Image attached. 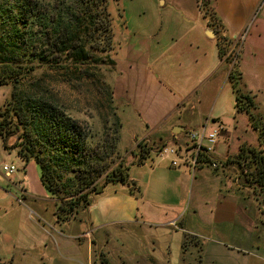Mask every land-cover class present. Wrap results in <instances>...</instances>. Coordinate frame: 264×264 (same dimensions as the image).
Returning <instances> with one entry per match:
<instances>
[{
	"label": "crops",
	"instance_id": "0c3cea01",
	"mask_svg": "<svg viewBox=\"0 0 264 264\" xmlns=\"http://www.w3.org/2000/svg\"><path fill=\"white\" fill-rule=\"evenodd\" d=\"M111 2L117 21L112 19L109 86L122 128L130 127L124 157L130 184L107 186L75 219L58 223L56 201L45 192L35 163L24 164L14 150L3 148L0 138V165L21 161L11 179L0 177V261L6 264H95L94 254L129 230L141 233L144 240L138 243L148 253L156 245L168 250L173 261L188 247L184 237L172 248L168 228L181 230L179 212L185 204L197 206L196 174L208 163L191 172L184 163L170 167L157 152L176 143L188 156V131L222 126L218 104L229 87L228 55L260 0H208L222 24L217 35L199 9L200 0H111L109 6ZM219 38L231 43L222 56ZM138 143L151 148L141 164L136 163ZM214 150L207 161L220 162ZM238 152L236 147L234 158L226 153L214 171L229 176L230 188L246 189V178L231 174L240 164Z\"/></svg>",
	"mask_w": 264,
	"mask_h": 264
},
{
	"label": "trees",
	"instance_id": "16d2710c",
	"mask_svg": "<svg viewBox=\"0 0 264 264\" xmlns=\"http://www.w3.org/2000/svg\"><path fill=\"white\" fill-rule=\"evenodd\" d=\"M108 8V0H0V66L4 67L0 87L11 79L17 82L23 72L34 68L67 71L89 64L112 68L114 46ZM199 9L217 35L222 24L208 0H200ZM219 41L225 47L230 45L224 38ZM224 51L219 46L220 56ZM239 75L233 67L228 79L236 111L247 112L251 103L237 89ZM32 86L35 89L28 92H11L0 106V138L3 148L14 150L24 164L35 163L45 192L56 201L57 222L66 223L90 206L107 186L130 184L128 166L122 162L113 166L122 125L106 82L103 95L110 114L102 120L100 140L94 145L89 143L92 136L87 122L72 118L48 91ZM136 148V163L141 164L151 148L142 143ZM246 151L254 161L252 184L264 188V155ZM244 153L239 147L237 158H243Z\"/></svg>",
	"mask_w": 264,
	"mask_h": 264
},
{
	"label": "rangeland",
	"instance_id": "374dc122",
	"mask_svg": "<svg viewBox=\"0 0 264 264\" xmlns=\"http://www.w3.org/2000/svg\"><path fill=\"white\" fill-rule=\"evenodd\" d=\"M40 1L49 3L53 0ZM110 4L108 10L116 22V11L112 2ZM262 20L264 0L257 4L252 18L242 33L237 35L228 55L231 69L234 67L240 74L237 89L248 97L251 106L247 112L236 111L234 93L229 83V87L224 89L225 99L218 104L222 126L219 127L217 123L207 127L208 131H218L213 146L217 161L224 160L226 153L231 154L236 147L245 150L244 159H237L240 164L232 167L231 174L244 176L247 182L243 183L242 177L241 181L247 190L230 188L229 176L216 173L207 164V168L196 174L197 206H183L178 216L181 230L168 228L172 248L184 237L183 244H188L178 260H171L169 251H159L156 245L148 253V247L144 250L138 243L144 240L141 233L137 231L136 235V230H129L134 234L131 237V232L127 230L128 236L113 240L99 254H94L95 264H264V188L251 185L255 178L254 161L246 151L248 149L264 155V29L262 37H257ZM217 46L227 49L220 41H217ZM3 70L4 67L0 66V73ZM111 71L112 68L103 64L84 65L79 69L71 67L67 71L34 68L23 72L17 82L11 79L0 87V106L9 100L11 92H28L34 90L32 84H36L62 104L69 116L88 123L87 130L92 136L89 143L94 145L100 140L102 120L110 114L108 101L103 95V82L109 84ZM10 142L13 143V139ZM130 142V127L125 126L121 128L115 146L113 166L124 163ZM255 157H258L257 154ZM7 162L16 166L21 164L20 160L14 158ZM101 183L102 179L98 184ZM136 196L141 197L139 193ZM122 235H125L124 232ZM0 264L6 263L0 261Z\"/></svg>",
	"mask_w": 264,
	"mask_h": 264
},
{
	"label": "built area",
	"instance_id": "2783aa9c",
	"mask_svg": "<svg viewBox=\"0 0 264 264\" xmlns=\"http://www.w3.org/2000/svg\"><path fill=\"white\" fill-rule=\"evenodd\" d=\"M221 130V128H220ZM218 131H208L205 126L195 131H188L186 138L190 155H185L178 144H165L160 147L157 157L161 161H167L170 167L179 164H187L191 172L196 170L199 164L208 163L211 169L216 170L219 164L214 161H207L208 156L213 152ZM18 171V167L13 163H3L0 165V177L11 179Z\"/></svg>",
	"mask_w": 264,
	"mask_h": 264
},
{
	"label": "water",
	"instance_id": "95a60500",
	"mask_svg": "<svg viewBox=\"0 0 264 264\" xmlns=\"http://www.w3.org/2000/svg\"><path fill=\"white\" fill-rule=\"evenodd\" d=\"M210 32V31H209ZM211 33V32H210Z\"/></svg>",
	"mask_w": 264,
	"mask_h": 264
}]
</instances>
